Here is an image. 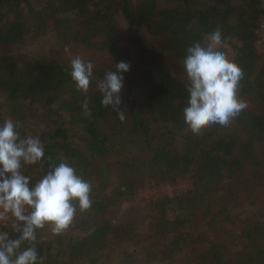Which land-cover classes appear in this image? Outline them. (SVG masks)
Returning <instances> with one entry per match:
<instances>
[{
  "label": "trees",
  "instance_id": "obj_1",
  "mask_svg": "<svg viewBox=\"0 0 264 264\" xmlns=\"http://www.w3.org/2000/svg\"><path fill=\"white\" fill-rule=\"evenodd\" d=\"M36 1L0 0V47L54 32L112 62L0 56L3 106L42 107L46 123L30 139L0 106V196L43 194L0 230V264H264V0ZM188 177V191L105 215ZM74 195L92 200L93 227L60 236L51 260L43 231Z\"/></svg>",
  "mask_w": 264,
  "mask_h": 264
},
{
  "label": "rangeland",
  "instance_id": "obj_2",
  "mask_svg": "<svg viewBox=\"0 0 264 264\" xmlns=\"http://www.w3.org/2000/svg\"><path fill=\"white\" fill-rule=\"evenodd\" d=\"M40 0L36 3L39 4ZM212 0H199V4L203 7L211 3ZM164 5V1L161 2ZM264 4V1H263ZM208 44L215 51L223 50L228 58L234 56V50L232 45H225L219 47L212 38L208 39ZM258 52L263 56L264 48ZM27 55L31 58L41 60L43 62H48L51 56H57L62 60L69 61L73 63L74 68L79 71H85L88 67L102 63L111 64L110 55L106 52H90L83 48L74 47L72 45H63L56 37V33L49 32L46 35L29 42L21 46H5L0 47V56H16V55ZM263 60L257 64V69L255 70L254 77H257L262 66ZM93 67V66H92ZM210 96V91L205 89L201 98H208ZM5 98L0 96V106H3ZM4 114L9 116L10 120L18 125L24 132H26L27 137L32 139L34 136H42L43 130L46 128V123L44 121L45 110L38 106H24L22 110H15L9 106H3ZM13 112L14 115H13ZM119 141L120 138L118 137ZM116 139V140H118ZM115 140V141H116ZM121 142V141H120ZM117 143H112L111 147ZM125 147L122 152L128 158L132 156H140V149L133 147L131 142L123 143ZM113 148V147H112ZM114 151L111 152V156H114ZM117 179V178H116ZM115 179V180H116ZM116 184V182H114ZM192 186V179L190 177L185 178L182 181L174 185H159L153 186L146 189L138 191L134 195L133 200L120 199L118 202L110 206V209L105 214L107 218L112 221H117L121 213L125 208L131 205H141L143 200L156 199L162 194H172L181 193L188 191ZM112 189V187H110ZM108 195L111 194L107 192ZM14 198H5L0 196V230L3 228L11 227L15 224L17 218L21 216V207H17L12 204ZM43 199V194L39 192L37 196L26 200V204L23 206L28 209V213L34 208V205L39 203ZM70 206L66 209V212L62 214L59 218L52 221L47 228L43 231V241L47 246L50 247V255L52 259L61 261L64 258L59 252L58 239L60 236H67L72 234H84L93 227V212L90 206L92 200L84 196L74 195L69 198ZM61 203V202H60ZM27 213V214H28ZM26 215V214H25ZM4 224H6L4 226ZM49 255V253H48ZM141 264V263H137ZM143 264V263H142Z\"/></svg>",
  "mask_w": 264,
  "mask_h": 264
},
{
  "label": "built area",
  "instance_id": "obj_3",
  "mask_svg": "<svg viewBox=\"0 0 264 264\" xmlns=\"http://www.w3.org/2000/svg\"><path fill=\"white\" fill-rule=\"evenodd\" d=\"M256 35H257V40H256V48L257 50H261V48H264V4H263V14L261 16L258 28L256 29ZM263 56H264V52H263ZM38 195V193L36 194V196ZM3 197V196H2ZM31 199V198H30ZM26 200H28V198H24V197H16L14 198L11 202L12 204H15L17 207H21L22 206V210H21V215H25L28 213V209L24 207L23 205L26 204ZM6 224H4L5 226Z\"/></svg>",
  "mask_w": 264,
  "mask_h": 264
}]
</instances>
